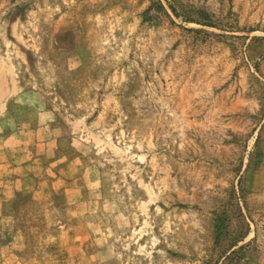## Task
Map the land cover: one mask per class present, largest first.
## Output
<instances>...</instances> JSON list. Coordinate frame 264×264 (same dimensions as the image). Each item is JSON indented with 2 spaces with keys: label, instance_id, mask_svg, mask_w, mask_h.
Wrapping results in <instances>:
<instances>
[{
  "label": "rangeland",
  "instance_id": "rangeland-1",
  "mask_svg": "<svg viewBox=\"0 0 264 264\" xmlns=\"http://www.w3.org/2000/svg\"><path fill=\"white\" fill-rule=\"evenodd\" d=\"M0 264H264V0H0Z\"/></svg>",
  "mask_w": 264,
  "mask_h": 264
},
{
  "label": "bare ground",
  "instance_id": "bare-ground-1",
  "mask_svg": "<svg viewBox=\"0 0 264 264\" xmlns=\"http://www.w3.org/2000/svg\"><path fill=\"white\" fill-rule=\"evenodd\" d=\"M2 69H3V66L2 64H0V76L2 75Z\"/></svg>",
  "mask_w": 264,
  "mask_h": 264
}]
</instances>
